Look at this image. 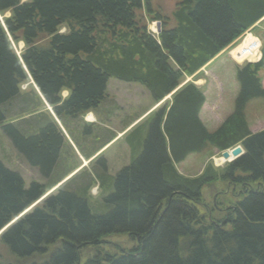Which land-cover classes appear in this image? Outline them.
<instances>
[{
  "label": "trees",
  "instance_id": "obj_1",
  "mask_svg": "<svg viewBox=\"0 0 264 264\" xmlns=\"http://www.w3.org/2000/svg\"><path fill=\"white\" fill-rule=\"evenodd\" d=\"M174 1L167 17L149 0H0V130L46 181L26 188L0 161V264H81L89 247L96 252L83 264H264V130L251 133L245 118L246 105L264 99V55L236 66L233 111L214 131L199 118L201 90L192 83L179 88L246 31L256 32L264 0ZM144 13L160 21L157 36ZM243 55L233 53L239 63L259 58ZM110 78L146 88L152 108L171 101L131 129L129 165L111 178L101 164L106 211L97 213L87 196L91 179L45 194L68 174L61 168L66 139L54 117L98 113ZM28 82L33 85L22 93ZM15 100L29 116L22 123L8 120L5 107ZM44 103L54 117L36 113ZM108 139L98 150L114 136ZM238 145L243 154L224 168L207 163L192 178L175 169L207 146L223 152ZM206 186L215 196L209 204ZM112 234H126L136 245L107 250L103 238Z\"/></svg>",
  "mask_w": 264,
  "mask_h": 264
},
{
  "label": "rangeland",
  "instance_id": "obj_2",
  "mask_svg": "<svg viewBox=\"0 0 264 264\" xmlns=\"http://www.w3.org/2000/svg\"><path fill=\"white\" fill-rule=\"evenodd\" d=\"M149 2L151 3L153 10L167 17L171 15L175 6L174 0H149ZM9 15L10 13L7 12L3 17H8ZM143 17L147 24L149 33L152 36H156V33L159 32L158 27H161L160 21L149 19L150 17L145 13ZM263 23L264 22H262V24ZM262 30L257 31V34H252L253 38L251 36H247L243 42L242 39H240L232 48V56L233 51L242 45L247 38L253 39L252 41L257 39L260 42L259 50L263 56L264 28H262ZM64 32L65 28H61L60 33ZM246 34L249 35L250 33L247 32ZM13 48L16 53L19 54L22 52L24 44L19 42L17 45H13ZM228 51L229 50L225 51V53ZM253 55H256V53H253ZM257 55H259L258 51ZM227 61L230 62L229 58ZM227 61L225 56H223L218 59V61L210 67L208 71L207 68H205L206 73L199 71L193 77H186L182 80L179 86L180 88L185 83H192L196 85L202 93L206 89H209L207 94L208 103L203 111V121H205L204 123H206V127L209 131L215 130L217 126L219 127V125L223 122L224 111L228 109L231 111L233 109L234 96L238 91V83L235 79V72L233 73V71L228 70L227 67H229V64H227ZM200 75H202L203 79ZM262 79L264 83V78ZM29 84L33 85L32 82H28L20 87L22 93L30 90V87L28 86ZM67 94L68 93L66 91L62 92L63 97H66ZM170 101L171 96H169L157 107L152 108V98L146 88L136 83H127L110 78L107 83L106 99L98 107V113H96V116L93 114L88 115L86 113L79 116L75 120L68 121L65 118L56 119L50 106L46 103H44L43 106L41 105L36 113L44 112L48 114L50 113V115L52 114L55 118L54 120L56 121L57 126L62 131V134L66 139L61 168L66 170V174L68 173L66 175L67 177L60 184L47 191L45 197L50 193H55L62 185L70 184L72 180H86L85 178H88L91 179V182L89 184L90 186L87 196L89 197L92 206L94 205L92 211L97 213L105 212L106 208L102 205V198L106 194L104 193V190L100 185L101 182L97 177V171L100 172L99 170H101V164L103 163L106 166V172H103L102 174L105 173L106 176L111 178H113L123 167L129 165L133 159L130 148V140L132 139V132L130 130L138 123H144L148 118L147 115L154 110H156V113L157 108L163 105L164 102L169 103ZM149 107L150 110H148ZM5 108L7 110L8 120L11 122L14 121L22 123L24 119L27 120L29 118V116L27 118L21 114L20 111L22 106L19 100L12 101ZM145 111H147V113L142 116V118L132 128L124 131L126 129L124 128L126 125L141 116ZM30 116V118H34L32 115ZM89 116H91V119L88 118ZM245 118L248 125H250L253 129L264 127V99H255L250 101L245 108ZM143 119L145 120L142 121ZM78 123H80L82 127H79ZM95 123H98L99 127H94ZM83 126L91 130L90 134L83 130ZM108 129L112 130V133L116 132L117 134L115 133L114 139L110 143L98 150L101 144L109 140L108 138L111 133ZM77 130H79V133ZM221 153L216 149L207 146L200 152L188 155L184 161L175 165V169L179 174L192 178L200 175L207 163H211L215 169L224 168V166L228 163L227 161L217 162V160L222 158ZM87 154L90 155V157H87ZM0 161L7 169L18 173L22 177L26 188L33 182L39 184H45L46 182L39 174V171L28 165L26 161L15 151L10 140L1 130ZM220 186V182L215 183L216 188H220ZM209 188L210 187L206 186L202 190L204 200L208 204L215 198L213 195L209 196V193L212 191V189L209 190ZM216 190L220 189H215V192ZM39 202L33 204L26 212L31 211L32 208L37 206ZM94 208H97L99 211H95ZM199 210L200 212H203L204 209L199 207ZM16 220L17 219L14 221ZM103 241L105 243L102 246L105 249L116 253H120V250L116 246L123 250H130L136 245V243L126 234H112L103 238ZM89 249L90 250H85V255H83L81 259V264L84 263L87 254L90 253V255H92L96 252V248L94 247H89Z\"/></svg>",
  "mask_w": 264,
  "mask_h": 264
},
{
  "label": "crops",
  "instance_id": "obj_3",
  "mask_svg": "<svg viewBox=\"0 0 264 264\" xmlns=\"http://www.w3.org/2000/svg\"><path fill=\"white\" fill-rule=\"evenodd\" d=\"M262 28H264V23L262 24H256V27H255V30H256V32L254 31V32H252L253 34H257V31H259V30H262ZM263 31V30H262ZM224 53V54H223ZM223 56H225V58H226V61H227V59L229 58V61L230 62H228L227 61V64H229V67H227L228 68V70L229 71H233V73L235 72V75H236V66H241V64L237 61V60H235L234 58H232L231 57V55H230V53L229 52H226L225 53V50H224V52L222 51L218 56H216V58H214L211 62H209L206 66H204L201 70H200V72H204V73H206L205 71V68H207V71L210 69V67H212L217 61H218V59H220V58H222ZM262 56V55H261ZM264 70V69H263ZM224 71H225V69H224ZM226 73V72H225ZM200 77L203 79V77H202V75H200ZM260 77H261V79L262 78H264V72L262 71L261 72V74H260ZM235 79H236V76H235ZM202 81H204V80H202ZM264 83H263V79H262V85H263ZM263 87H264V85H263ZM209 90V89H208ZM208 90L206 89L205 91H203V94H204V98H205V101H204V104H203V106H202V108H201V110H200V113H199V118H200V120H201V122H203V124H204V126L206 127V123H204L205 121H203V117H204V108L206 107V105H207V103H208V99H207V94H208ZM238 90H239V85H238ZM237 93H238V91H237ZM237 93H236V95H237ZM236 95L234 96V99H235V97H236ZM169 97V96H168ZM168 97H166L164 100H166ZM163 100V101H164ZM162 101V102H163ZM149 109H150V107H149ZM148 109V110H149ZM147 110V111H148ZM147 111H145L141 116H139V117H137L135 120H133L132 122H130L128 125H126L124 128H126L124 131H127L128 129H130V128H132L141 118H142V116H144L146 113H147ZM232 111H233V109L230 111L229 109L228 110H226V111H224V119L228 116V115H230L231 113H232ZM91 114H93L94 116H96V113H94V112H90V113H88V115H91ZM96 122V121H95ZM222 122V121H221ZM93 123H94V120H93ZM248 124V123H247ZM95 125H98V123H95ZM139 125V124H138ZM99 126V125H98ZM218 127V126H217ZM123 128V129H124ZM207 128V127H206ZM248 128H249V131L251 132V133H257V132H260V131H262V130H264V127H258V128H256V129H253L250 125H248ZM109 130V129H108ZM112 130H109V132L111 133L110 134V136H109V138H112L114 135H115V133L116 132H111ZM130 131H132V130H130ZM214 131V130H213ZM117 134V133H116ZM121 135V134H120ZM119 136V135H118ZM117 136V137H118Z\"/></svg>",
  "mask_w": 264,
  "mask_h": 264
},
{
  "label": "bare ground",
  "instance_id": "obj_4",
  "mask_svg": "<svg viewBox=\"0 0 264 264\" xmlns=\"http://www.w3.org/2000/svg\"><path fill=\"white\" fill-rule=\"evenodd\" d=\"M252 40L253 39L247 38L242 45H240L236 50L233 51V53L236 51H241L242 55L244 54L243 57H246L247 59L256 56L257 55L256 49L258 48L259 42L256 40L255 41H252ZM253 53H256V55H253ZM249 56H251V57H249ZM88 118L91 119V116H89ZM217 162H224V159L221 158V159L217 160Z\"/></svg>",
  "mask_w": 264,
  "mask_h": 264
},
{
  "label": "water",
  "instance_id": "obj_5",
  "mask_svg": "<svg viewBox=\"0 0 264 264\" xmlns=\"http://www.w3.org/2000/svg\"><path fill=\"white\" fill-rule=\"evenodd\" d=\"M158 31H160V26L158 27ZM243 153V149L241 146H237L235 148H233L232 150L230 151H223L221 153V156L222 158L224 159V161H227V162H231L233 161L234 159L238 158L239 156H241ZM3 231V230H2Z\"/></svg>",
  "mask_w": 264,
  "mask_h": 264
}]
</instances>
